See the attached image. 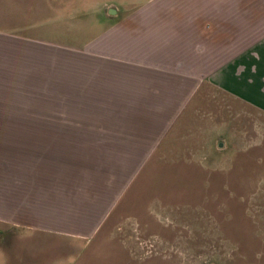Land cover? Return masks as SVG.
<instances>
[{"label": "crops", "instance_id": "1", "mask_svg": "<svg viewBox=\"0 0 264 264\" xmlns=\"http://www.w3.org/2000/svg\"><path fill=\"white\" fill-rule=\"evenodd\" d=\"M126 1L0 0V234L90 240L205 84L264 108V0Z\"/></svg>", "mask_w": 264, "mask_h": 264}, {"label": "rangeland", "instance_id": "2", "mask_svg": "<svg viewBox=\"0 0 264 264\" xmlns=\"http://www.w3.org/2000/svg\"><path fill=\"white\" fill-rule=\"evenodd\" d=\"M197 95L102 230L2 232L0 264H264V108Z\"/></svg>", "mask_w": 264, "mask_h": 264}, {"label": "water", "instance_id": "3", "mask_svg": "<svg viewBox=\"0 0 264 264\" xmlns=\"http://www.w3.org/2000/svg\"><path fill=\"white\" fill-rule=\"evenodd\" d=\"M110 14H115V12L114 11H110Z\"/></svg>", "mask_w": 264, "mask_h": 264}]
</instances>
